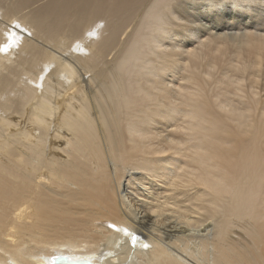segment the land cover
<instances>
[{
	"label": "bare ground",
	"instance_id": "6f19581e",
	"mask_svg": "<svg viewBox=\"0 0 264 264\" xmlns=\"http://www.w3.org/2000/svg\"><path fill=\"white\" fill-rule=\"evenodd\" d=\"M250 50L264 0H0V264H264Z\"/></svg>",
	"mask_w": 264,
	"mask_h": 264
},
{
	"label": "rangeland",
	"instance_id": "374dc122",
	"mask_svg": "<svg viewBox=\"0 0 264 264\" xmlns=\"http://www.w3.org/2000/svg\"><path fill=\"white\" fill-rule=\"evenodd\" d=\"M244 54H251V56H253L254 58H257L258 57V54H261L262 55L263 59L261 60V63L260 64L262 66V68H261V75L263 76V74H264V71H263V69H264V50H250V51L245 52ZM218 75H220V73ZM260 78L262 80L259 82V90H258V92H259V97L262 96V99H263L264 98L263 97L264 96V79L262 77H260ZM248 83H249V81H248ZM263 104L264 103L262 102V105ZM145 246L149 247V245H145Z\"/></svg>",
	"mask_w": 264,
	"mask_h": 264
},
{
	"label": "water",
	"instance_id": "95a60500",
	"mask_svg": "<svg viewBox=\"0 0 264 264\" xmlns=\"http://www.w3.org/2000/svg\"><path fill=\"white\" fill-rule=\"evenodd\" d=\"M54 264H92L88 260H72L67 256L59 255L54 259Z\"/></svg>",
	"mask_w": 264,
	"mask_h": 264
},
{
	"label": "snow or ice",
	"instance_id": "6c2138e0",
	"mask_svg": "<svg viewBox=\"0 0 264 264\" xmlns=\"http://www.w3.org/2000/svg\"><path fill=\"white\" fill-rule=\"evenodd\" d=\"M5 51H7V47H5V49H4Z\"/></svg>",
	"mask_w": 264,
	"mask_h": 264
}]
</instances>
